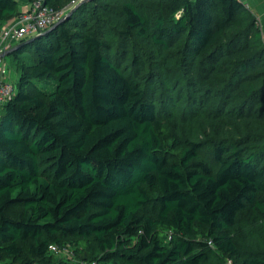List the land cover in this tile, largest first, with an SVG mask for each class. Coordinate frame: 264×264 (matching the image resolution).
<instances>
[{
	"label": "trees",
	"instance_id": "16d2710c",
	"mask_svg": "<svg viewBox=\"0 0 264 264\" xmlns=\"http://www.w3.org/2000/svg\"><path fill=\"white\" fill-rule=\"evenodd\" d=\"M46 3L66 9L65 0ZM20 7L0 0V25ZM75 7L9 54L18 79L0 107V256L11 260L0 264H59L50 246L70 249L62 238L77 246L62 264L109 255L123 264H264L231 236L241 213L264 209L257 18L242 0ZM170 108L182 125L218 127L206 154L195 137L167 142Z\"/></svg>",
	"mask_w": 264,
	"mask_h": 264
},
{
	"label": "rangeland",
	"instance_id": "374dc122",
	"mask_svg": "<svg viewBox=\"0 0 264 264\" xmlns=\"http://www.w3.org/2000/svg\"><path fill=\"white\" fill-rule=\"evenodd\" d=\"M72 1L73 0H65V10L71 11L72 8ZM252 14V13H251ZM254 15V14H253ZM256 18L257 16L254 15ZM260 25V21L257 18ZM262 30V29H261ZM262 33L264 34V31L262 30ZM264 42V41H263ZM8 70L10 73L9 83H11L14 86V91H17L16 82L18 79V72L16 69V66L13 63V60L8 57ZM1 107V106H0ZM169 114L168 117L164 119L165 125H167L168 130V139L167 142L170 144H174L175 140L181 141L182 143H185V141L188 138L195 137L198 141H201L204 143V154H206L209 148L212 147V143L216 141V138L221 134L219 132V129L217 126H213V124L207 123V125H204L202 122L194 121L192 123L184 124L182 125V119L181 116V110H176L174 112L173 110H166ZM155 195L158 194L157 191L154 192ZM260 199L262 202V205L264 207V194L260 195ZM13 216L18 217L20 209L15 208L12 210ZM264 209L262 210H254L249 209L243 213H241L238 217V222L236 226L231 230V236L234 240V242L238 245L239 250L241 252V255L248 256L251 253L257 254L259 256L264 257ZM202 232H200L197 236V239L201 240L203 239ZM64 244L68 245L70 249L75 250L77 248L75 244V239L73 238H62ZM49 256H52V254H49ZM104 257V253H99L95 251L94 257ZM54 261L56 263L62 264L65 263V261H68L70 259L69 256L66 255H60L55 256ZM8 261L11 259H7L6 257L0 256V261ZM50 259H48L49 261ZM105 261L102 262V264H123V260L120 257H116V255H109L106 256ZM230 261V259L227 260V263ZM50 263V262H49ZM207 264H217V261L209 262ZM226 264V263H225Z\"/></svg>",
	"mask_w": 264,
	"mask_h": 264
},
{
	"label": "built area",
	"instance_id": "2783aa9c",
	"mask_svg": "<svg viewBox=\"0 0 264 264\" xmlns=\"http://www.w3.org/2000/svg\"><path fill=\"white\" fill-rule=\"evenodd\" d=\"M83 0H73L72 7ZM21 14L10 24L5 25L0 30V61L2 56L16 44L23 40L35 37L43 31L58 23L65 10L55 11L47 5L46 0H21ZM264 41V34H263ZM9 73L6 65L0 68V106L5 105L14 94V86L9 83ZM54 254L74 257L68 247L50 246ZM92 264H98L94 262ZM228 264H234L232 260Z\"/></svg>",
	"mask_w": 264,
	"mask_h": 264
},
{
	"label": "crops",
	"instance_id": "0c3cea01",
	"mask_svg": "<svg viewBox=\"0 0 264 264\" xmlns=\"http://www.w3.org/2000/svg\"><path fill=\"white\" fill-rule=\"evenodd\" d=\"M247 8L249 9V11L256 15L257 18L259 19L260 21V25H261V29L264 31V0H242ZM14 19H11V20H8L6 23H4L3 25H0V28L4 27L5 25L7 24H10ZM12 49V48H11ZM10 50H8L1 58V61H0V68L3 66V65H6L7 66V69H8V57L9 54L7 53H10ZM8 73H9V70H8ZM10 78V73H9V77H8V80Z\"/></svg>",
	"mask_w": 264,
	"mask_h": 264
},
{
	"label": "water",
	"instance_id": "95a60500",
	"mask_svg": "<svg viewBox=\"0 0 264 264\" xmlns=\"http://www.w3.org/2000/svg\"><path fill=\"white\" fill-rule=\"evenodd\" d=\"M85 1H90V0H83L82 2H85ZM76 8H77V7H74L73 9H71L70 14H71L72 12H74V11L76 10ZM70 14H69V15H70ZM69 15H67L66 18L69 17ZM61 23H62V21H59V22L56 23L54 26H52L51 28L47 29L46 31H43V32L40 33L39 35H36L35 37H32V38L27 39L26 42H25V44H28V43L34 41L35 39H37V38H39V37H41V36H43V35H45V34L51 32L52 30H54L55 28H57ZM7 54H10V53H7Z\"/></svg>",
	"mask_w": 264,
	"mask_h": 264
}]
</instances>
